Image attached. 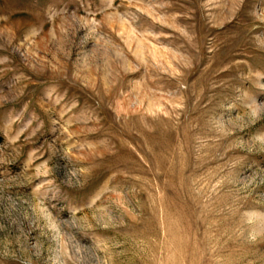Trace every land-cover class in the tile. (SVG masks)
<instances>
[{
	"label": "rangeland",
	"instance_id": "374dc122",
	"mask_svg": "<svg viewBox=\"0 0 264 264\" xmlns=\"http://www.w3.org/2000/svg\"><path fill=\"white\" fill-rule=\"evenodd\" d=\"M0 264H264V0H0Z\"/></svg>",
	"mask_w": 264,
	"mask_h": 264
},
{
	"label": "trees",
	"instance_id": "16d2710c",
	"mask_svg": "<svg viewBox=\"0 0 264 264\" xmlns=\"http://www.w3.org/2000/svg\"><path fill=\"white\" fill-rule=\"evenodd\" d=\"M1 138H2V137H1V135H0V141H1Z\"/></svg>",
	"mask_w": 264,
	"mask_h": 264
}]
</instances>
